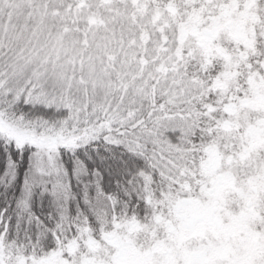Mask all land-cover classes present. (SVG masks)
<instances>
[{
    "label": "snow or ice",
    "instance_id": "obj_1",
    "mask_svg": "<svg viewBox=\"0 0 264 264\" xmlns=\"http://www.w3.org/2000/svg\"><path fill=\"white\" fill-rule=\"evenodd\" d=\"M0 264H264V0H0Z\"/></svg>",
    "mask_w": 264,
    "mask_h": 264
}]
</instances>
